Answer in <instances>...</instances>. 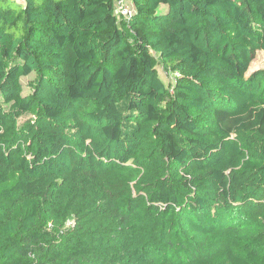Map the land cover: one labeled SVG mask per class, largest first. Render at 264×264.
Returning a JSON list of instances; mask_svg holds the SVG:
<instances>
[{
  "label": "trees",
  "instance_id": "trees-1",
  "mask_svg": "<svg viewBox=\"0 0 264 264\" xmlns=\"http://www.w3.org/2000/svg\"><path fill=\"white\" fill-rule=\"evenodd\" d=\"M119 1L0 0V264H264V0Z\"/></svg>",
  "mask_w": 264,
  "mask_h": 264
},
{
  "label": "rangeland",
  "instance_id": "rangeland-1",
  "mask_svg": "<svg viewBox=\"0 0 264 264\" xmlns=\"http://www.w3.org/2000/svg\"><path fill=\"white\" fill-rule=\"evenodd\" d=\"M17 1V0H15ZM125 3H130L129 0H126ZM264 68V51L260 50L257 51L256 56L254 60L251 62L250 67H249V73L251 71ZM157 73L160 79L164 82V84L168 87H171L172 84L174 83V77L171 73L166 72L162 66L157 67ZM35 81V73H32L28 76H25L21 79V93L23 95L28 94L31 91V85ZM26 117V116H25ZM24 117H22L23 119ZM205 119V121H210V118H205L202 116V119ZM203 121V120H202Z\"/></svg>",
  "mask_w": 264,
  "mask_h": 264
},
{
  "label": "built area",
  "instance_id": "built-area-1",
  "mask_svg": "<svg viewBox=\"0 0 264 264\" xmlns=\"http://www.w3.org/2000/svg\"><path fill=\"white\" fill-rule=\"evenodd\" d=\"M116 13L124 18H129L133 15V7L129 3H125V0H120L116 6ZM172 75L173 77L178 76V72Z\"/></svg>",
  "mask_w": 264,
  "mask_h": 264
},
{
  "label": "crops",
  "instance_id": "crops-1",
  "mask_svg": "<svg viewBox=\"0 0 264 264\" xmlns=\"http://www.w3.org/2000/svg\"><path fill=\"white\" fill-rule=\"evenodd\" d=\"M126 1V0H125Z\"/></svg>",
  "mask_w": 264,
  "mask_h": 264
}]
</instances>
